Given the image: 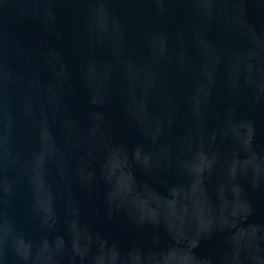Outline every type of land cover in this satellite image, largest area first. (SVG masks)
I'll return each mask as SVG.
<instances>
[{
	"label": "water",
	"instance_id": "95a60500",
	"mask_svg": "<svg viewBox=\"0 0 264 264\" xmlns=\"http://www.w3.org/2000/svg\"><path fill=\"white\" fill-rule=\"evenodd\" d=\"M0 264H264V0H0Z\"/></svg>",
	"mask_w": 264,
	"mask_h": 264
}]
</instances>
